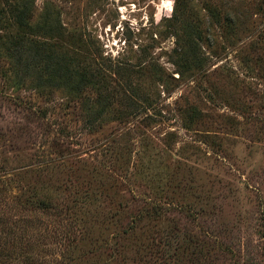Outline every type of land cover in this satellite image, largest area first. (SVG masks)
Returning <instances> with one entry per match:
<instances>
[{"label": "rangeland", "instance_id": "1", "mask_svg": "<svg viewBox=\"0 0 264 264\" xmlns=\"http://www.w3.org/2000/svg\"><path fill=\"white\" fill-rule=\"evenodd\" d=\"M0 264H264V0H0Z\"/></svg>", "mask_w": 264, "mask_h": 264}]
</instances>
